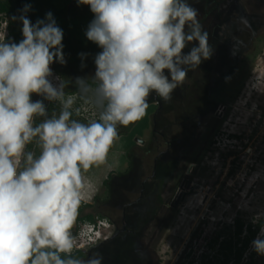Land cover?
<instances>
[{"label":"rangeland","instance_id":"obj_1","mask_svg":"<svg viewBox=\"0 0 264 264\" xmlns=\"http://www.w3.org/2000/svg\"><path fill=\"white\" fill-rule=\"evenodd\" d=\"M47 1L37 0L39 15ZM64 1L72 0H55L59 7ZM186 2L198 10L197 20L208 35L213 54L197 68H189L183 86L174 90L169 102L150 92L144 117L126 127L117 125L118 138L109 148L106 162L81 169L83 202H92L93 194L98 195L100 205L90 211L105 220L102 234L112 235L114 225L117 231L107 242L96 240L101 244L91 250L92 245L81 248L85 253L80 260L100 254L103 264H264V256L251 246L260 225L264 227V0ZM20 5L14 4L17 10ZM88 15L94 18V14ZM13 16L0 12L1 27L8 22L10 31ZM60 28L66 63L55 64L63 73L73 74L70 85H76L77 77L86 78V65L92 69L89 61L98 45L84 44L81 50L84 38L71 41L67 30ZM185 30L190 29L186 26ZM5 42L11 43V38ZM195 43L187 44L182 54ZM74 47L87 54L83 61ZM53 70V84L62 83L61 74ZM189 75L198 81L187 82ZM68 96L74 97L70 119L88 124L81 118L89 101L79 92L65 98ZM31 99L41 100L46 107L45 116H37V122L33 118L36 125L58 118L60 101L37 94ZM186 107L194 109L189 118ZM181 133L194 139V150L188 152L175 176L167 179L172 159L167 155L166 162L155 160L165 150L166 141H175ZM233 136L238 138L231 143L236 149L228 142ZM32 142L40 146L38 137ZM249 146L248 152L254 154L244 151ZM111 171L114 173L104 185ZM83 207L81 216H86L89 209ZM74 222L81 231L85 221ZM247 239L245 249L241 245Z\"/></svg>","mask_w":264,"mask_h":264},{"label":"clouds","instance_id":"obj_2","mask_svg":"<svg viewBox=\"0 0 264 264\" xmlns=\"http://www.w3.org/2000/svg\"><path fill=\"white\" fill-rule=\"evenodd\" d=\"M77 2L94 14L85 35L102 52L94 58L95 87L83 77L75 83L89 101L84 111L99 122L71 120L74 97L65 98L64 85L49 79L54 77L50 65L66 63L63 30L51 12L33 24L28 17L32 6L25 4L13 17L22 23L23 39L0 42V264H103L100 254L86 261L71 256L69 230L84 187L81 169L106 162L118 138L117 125L126 127L143 118L150 92L169 102L189 68L213 54L198 10L186 0ZM191 42L196 43L182 54ZM79 55L83 61L87 54ZM32 94L60 101L58 118L34 127L33 118L45 116L46 107L41 100L33 102ZM36 137L41 154L34 158L27 153V166L18 171L26 146ZM102 225L103 219L85 221L83 230L103 241ZM251 246L264 256V227Z\"/></svg>","mask_w":264,"mask_h":264},{"label":"trees","instance_id":"obj_3","mask_svg":"<svg viewBox=\"0 0 264 264\" xmlns=\"http://www.w3.org/2000/svg\"><path fill=\"white\" fill-rule=\"evenodd\" d=\"M46 1L47 0H45V3H46ZM18 3L21 4L20 5L21 7H20V9L17 10V7L14 6V4L16 5ZM36 3H37V0H14V1L13 0H0V12H4V13H6L8 15H12V16L15 15V17H18L20 15V10L23 8V6L25 4H32L34 6V4L36 5ZM78 7H80V5H78L77 0L64 1L60 7L57 6L55 0H53V3L51 1H47L46 7H41V9H45V11L47 13L51 12L53 14V17L55 18V20L57 22V25L60 27H64V29H66V30H67V26H69V25H70V28L72 27L73 24L77 25V27L80 26L74 33L71 32L72 35H77L76 34L77 31L78 32L82 31L81 27H85V26L89 25V22H91L93 20V15H88L89 13L88 14L87 13H84V14L81 13V11L83 10L82 8L80 9V11H79L80 14H79L77 11V9H79ZM90 13L93 14L91 11H90ZM35 14L39 15L37 12H35ZM12 23H14V24H12L10 31L8 30L7 24L4 27L3 26L1 27V25H0V28L3 29V34L0 32V41L5 42V39L10 37L11 42L19 43L23 39L22 23L18 19H13ZM91 43H93V42H91ZM100 52H102V50L99 49V46H98L97 52H92L93 58H95V56ZM91 68L92 69L94 68L96 70V66L91 65ZM56 69L59 71L58 68H56ZM59 73L61 75H64V73L61 71H59ZM88 82L90 84H92L93 86H95L92 79L88 80ZM76 90H77L76 87H74V88L73 87L69 88V86L64 87L65 95L73 93ZM32 95H31V97H32ZM82 111L84 113V114L82 113L83 114V117L81 118L82 121L86 120L88 123H90L92 121L99 122V119H96L90 112H86L84 110H82ZM113 173H114L113 171L108 173L107 178L105 179V181L103 183L104 185L106 184V182L108 180H110ZM97 205H100V200H99L98 195L93 196L92 202L80 201V204L77 208V214H76L75 220H79L80 223H82L86 220L89 223L97 222L101 218L97 217V215L95 216L93 214V212L90 211L91 209H95V206H97ZM83 206H85L86 208L89 209L88 210L89 213L86 216H81L82 211H83L82 210ZM260 226H262V224ZM69 231H70V235H71L72 240H73L77 236V234H79L80 230H79V228H76L75 230L70 229ZM249 231L252 232L251 236H253L254 231L252 230L251 226H249ZM246 235H248V233H246ZM249 236H250V234H249ZM251 238L252 237H250V239ZM107 239H105V240H107ZM252 239H254V237ZM248 240L249 239H247L246 242L243 241L244 243L241 245V246H243V248L248 247V244H249ZM74 250H75V252L73 254H71V256L73 258L78 259V258L84 256L85 251H83V249H78V248L75 249L74 248ZM63 256H64V254H62V257Z\"/></svg>","mask_w":264,"mask_h":264},{"label":"flooded vegetation","instance_id":"obj_4","mask_svg":"<svg viewBox=\"0 0 264 264\" xmlns=\"http://www.w3.org/2000/svg\"><path fill=\"white\" fill-rule=\"evenodd\" d=\"M211 1V0H210ZM31 6H32V10L28 13V17H29V19L32 21V23H35L36 21H37V19H39V18H45V16H46V11H45V9H41L40 8V10H41V12H42V15H37V14H35V12H37L38 13V11L35 9V4H34V6L31 4ZM79 9H77V11H78V13L80 14V9L82 8L83 10L81 11V13L82 14H84V13H90V7L88 6V5H80V7H78ZM74 13V12H73ZM39 14V13H38ZM8 15V14H7ZM12 20H13V18H11ZM74 23V22H73ZM90 23V22H89ZM14 24V23H13ZM7 25H8V22H7ZM11 27H12V25H11ZM76 27H77V25H75V24H73L72 25V27L70 28V25L69 26H67V32H69L68 34L70 35V40L72 41H74L77 37H79V36H82L83 38H84V43L82 44V45H80V47L79 48H81V50H84L83 48H84V44H88V43H91V41H89L87 38H86V35H85V33H86V31H87V28H88V25L87 26H85V27H81V29H82V31L81 32H76V34H77V36L76 37H72V34H71V32L73 33V31H75V29H76ZM78 27H80V26H78ZM77 27V28H78ZM77 47H74V50L76 49ZM72 49H73V47H72ZM99 49H101L100 47H99ZM73 50V51H74ZM80 51V53H81V50L80 49H77V50H75V51ZM102 50V49H101ZM77 53H79V52H77ZM93 64V66H95V63H94V59L93 60H90L89 61V64ZM51 67H52V69L54 68V69H56V68H58L59 69V71H61L62 69H60L59 67H58V65H56L55 63H53L52 65H50ZM56 67V68H55ZM57 70V69H56ZM58 71V70H57ZM58 71V72H59ZM94 71H96L94 68L91 70V69H89V66L88 65H86V74L87 75H90V74H93L92 76L94 77L95 76V72ZM61 72H63V71H61ZM70 75V76H69ZM87 75H86V78L85 77H83V78H85V79H87V80H91L93 77L91 76H88L87 77ZM198 76V75H197ZM74 76H73V74H65V72H64V75H61V80H62V84L64 85V87L65 86H71V87H76V85H70V84H72V80L74 79L73 78ZM189 77H190V79L188 78L187 79V82L188 81H190V82H194V81H198V79L197 78H195V77H191V75H189ZM73 78V79H72ZM196 83V82H195ZM70 87V88H71ZM186 93L188 92V84L186 83ZM77 92H78V89L75 91V92H73V93H70V95H73V94H77ZM33 95H35V94H33ZM32 95V96H33ZM190 95V94H189ZM32 98V97H31ZM32 100V99H31ZM192 110H194L193 108H190V107H186L185 108V111H186V115L188 116V118H189V115H188V113H190V111H192ZM35 118V121L37 122V116H35L34 117ZM36 122H33V126L35 127V126H37L38 125V123H37V125H36ZM191 137V136H190ZM184 138L183 137V134L181 133V135H179V136H176L175 137V141L174 140H172V139H168L167 141H166V147H165V150H163L162 152H161V154L159 155V157L157 158L156 157V160H155V162L157 163V161H158V159H160L161 161L162 160H164L165 162H166V160H165V157L167 156V155H169V158H171L172 159V164H173V167H172V172L168 175V177H167V179H172L173 178V176H175V172L177 171V169L179 168V165H180V163H182V161H183V159L185 158V157H187V155H188V152L190 151H193L194 150V146H193V141H194V139H191V138ZM155 141V140H154ZM153 141V142H154ZM197 141V140H196ZM34 144V145H33ZM154 145H156L155 143H153ZM24 152H25V155H24V157H22L21 158V165H20V167L18 168V171H21V170H23V168L24 167H26L27 165H26V155H27V153H29V152H32L33 153V156H34V158H38L39 157V155L41 154V150H40V146H37V145H35V143H33V142H31V143H29L27 146H26V148H25V150H24ZM167 159V158H166ZM154 162V163H155ZM155 176H156V173L155 174H153L152 175V177L153 178H155ZM75 221V220H74ZM77 221L78 220H76V223H77ZM75 223V222H74ZM73 223V224H74ZM114 225V224H113ZM74 226L76 227V228H79L80 226H76L75 224H74ZM75 227H72L73 228V230H75L76 228ZM262 227V226H261ZM117 229V227L114 225V232L113 233H111L112 235L111 236H109L108 237V239L107 240H105V241H103V242H107V241H109V240H111V239H113L114 238V236H116L115 235V233H116V230ZM98 244H101V242H99V243H97V244H93L91 247H90V250H91V248H93V247H95L96 245H98ZM249 245V244H248ZM247 248V247H246ZM245 248V249H246ZM87 252V251H86ZM62 255V254H61Z\"/></svg>","mask_w":264,"mask_h":264},{"label":"built area","instance_id":"obj_5","mask_svg":"<svg viewBox=\"0 0 264 264\" xmlns=\"http://www.w3.org/2000/svg\"><path fill=\"white\" fill-rule=\"evenodd\" d=\"M264 67V66H262ZM262 74H260V76L257 75V77H261ZM250 136V135H249ZM238 138H236L235 136H233V138H231L230 140H228V142L231 144H235L237 142ZM219 144V142H218ZM229 144V145H230ZM230 145L231 148L236 149V145ZM238 148H240V146H237ZM247 149H251V146H249L248 148H245L244 151H246L248 154H254V152L251 153V151L248 152ZM89 229H92V226H89ZM86 229L82 230L79 232L78 236L73 240V244L75 245L76 248L81 249V248H85V246H89L91 245L92 242H95L96 239H94L91 236H86L85 233ZM97 230H94V232H96ZM101 237L103 238V240L107 239L109 236H104L101 234Z\"/></svg>","mask_w":264,"mask_h":264},{"label":"bare ground","instance_id":"obj_6","mask_svg":"<svg viewBox=\"0 0 264 264\" xmlns=\"http://www.w3.org/2000/svg\"><path fill=\"white\" fill-rule=\"evenodd\" d=\"M51 68H52V67H51ZM49 79L52 80V79H53V76H52V77H49ZM93 87H95V86H93ZM180 221H181V219H180Z\"/></svg>","mask_w":264,"mask_h":264},{"label":"crops","instance_id":"obj_7","mask_svg":"<svg viewBox=\"0 0 264 264\" xmlns=\"http://www.w3.org/2000/svg\"><path fill=\"white\" fill-rule=\"evenodd\" d=\"M95 194H93V196H94ZM93 197H91V199H92ZM80 201H83V198H81V200Z\"/></svg>","mask_w":264,"mask_h":264},{"label":"water","instance_id":"obj_8","mask_svg":"<svg viewBox=\"0 0 264 264\" xmlns=\"http://www.w3.org/2000/svg\"><path fill=\"white\" fill-rule=\"evenodd\" d=\"M178 203V201L176 202V204Z\"/></svg>","mask_w":264,"mask_h":264}]
</instances>
